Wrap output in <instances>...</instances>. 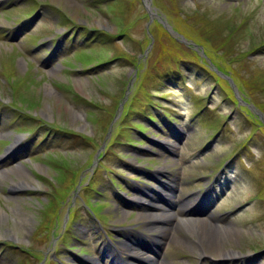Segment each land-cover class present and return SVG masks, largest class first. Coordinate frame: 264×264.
<instances>
[{
  "label": "rangeland",
  "instance_id": "1",
  "mask_svg": "<svg viewBox=\"0 0 264 264\" xmlns=\"http://www.w3.org/2000/svg\"><path fill=\"white\" fill-rule=\"evenodd\" d=\"M134 97L176 123L133 114L121 193ZM0 216V264H264V0H0Z\"/></svg>",
  "mask_w": 264,
  "mask_h": 264
},
{
  "label": "trees",
  "instance_id": "2",
  "mask_svg": "<svg viewBox=\"0 0 264 264\" xmlns=\"http://www.w3.org/2000/svg\"><path fill=\"white\" fill-rule=\"evenodd\" d=\"M85 33H87V35H92L93 38L97 39V40H104L103 39V33L99 30H90L87 29L85 30ZM106 40V39H105ZM167 74V76L171 75V73H165ZM175 73H172V77L170 78H175L174 76ZM139 96L136 94V97ZM136 97H134V99L128 104L127 106V111L128 112H124V116L122 115L121 117V122L119 124L121 130L118 131L115 135V137L113 138V140L107 144L105 146V149L103 151V153H108V151H113L114 153H116V150H114V148L118 145V143L120 144H125L127 146H131V144H133V138L131 137L132 135V131L134 130V128H138L140 130L145 131L146 128L143 126L142 123H139L137 121H132L131 117L133 116V114L135 113H143L144 117H149L151 120H157V117L155 115H153L152 110H158V107H160L161 105L158 103H156L155 101H153L152 103H150L149 105H146L147 103L151 102L150 98H148L146 101H142V103L140 105L134 106V102L136 100ZM153 106V109L150 107ZM152 109V110H151ZM161 113L164 115V117H167L168 119H173L171 116V114L169 113V111H167L166 109H161ZM20 117L25 118V115H19ZM29 120V119H27ZM128 120V121H126ZM48 131H52L54 133H58L60 134L62 137L63 136H72L70 133H67L68 130H59V129H54V128H49ZM138 143L140 144L141 141H138ZM111 167H108V169H110Z\"/></svg>",
  "mask_w": 264,
  "mask_h": 264
},
{
  "label": "bare ground",
  "instance_id": "3",
  "mask_svg": "<svg viewBox=\"0 0 264 264\" xmlns=\"http://www.w3.org/2000/svg\"><path fill=\"white\" fill-rule=\"evenodd\" d=\"M189 212V211H188ZM188 214V213H187ZM159 214L157 213V216H158ZM156 215H152V217H155ZM185 216V215H184ZM2 218V216H0V219ZM151 218V217H150ZM184 221V223H187V224H191L190 222H193V221H197V219H193V218H186V219H184L183 220ZM189 230L190 231H197L196 230V226H194V227H191V228H189ZM204 231V229L202 228L201 229V231ZM202 231V232H203ZM196 234V233H195ZM198 236V235H197ZM211 238L212 236H208V238ZM217 239V238H216ZM210 244H212V245H214L215 243H214V239H210L207 243H206V245H210ZM125 245V244H124ZM134 247V246H133ZM138 249V248H137ZM135 250V249H133L132 247H130V244H128V250H130L131 252H130V256H132V257H130V258H132V259H135L136 257L138 258V257H141L140 255V251L139 250ZM130 263V262H129Z\"/></svg>",
  "mask_w": 264,
  "mask_h": 264
}]
</instances>
